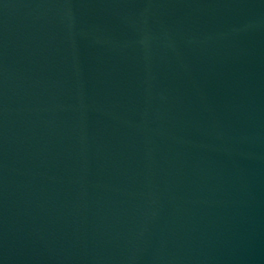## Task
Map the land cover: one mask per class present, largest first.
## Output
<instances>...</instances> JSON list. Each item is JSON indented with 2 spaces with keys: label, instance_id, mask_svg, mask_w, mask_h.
I'll return each mask as SVG.
<instances>
[{
  "label": "water",
  "instance_id": "95a60500",
  "mask_svg": "<svg viewBox=\"0 0 264 264\" xmlns=\"http://www.w3.org/2000/svg\"><path fill=\"white\" fill-rule=\"evenodd\" d=\"M0 264H264V0H0Z\"/></svg>",
  "mask_w": 264,
  "mask_h": 264
}]
</instances>
